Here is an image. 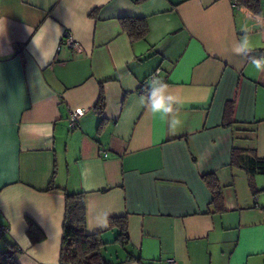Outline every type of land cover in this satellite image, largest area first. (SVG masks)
<instances>
[{"label":"crops","instance_id":"1","mask_svg":"<svg viewBox=\"0 0 264 264\" xmlns=\"http://www.w3.org/2000/svg\"><path fill=\"white\" fill-rule=\"evenodd\" d=\"M260 8L0 0V250L18 264H59L64 193L83 192L86 229L112 264H264V173L247 169L264 159V71L252 63L264 58ZM124 18L145 19V36L131 39ZM67 33L78 51H57ZM156 69L184 101L175 130L140 103ZM76 108L85 112L69 129ZM114 216L126 218L124 245Z\"/></svg>","mask_w":264,"mask_h":264},{"label":"trees","instance_id":"2","mask_svg":"<svg viewBox=\"0 0 264 264\" xmlns=\"http://www.w3.org/2000/svg\"><path fill=\"white\" fill-rule=\"evenodd\" d=\"M237 3L247 7L255 13H260L259 0H236ZM122 27L131 39L143 38L148 31L147 22L142 18H124ZM230 107L227 106L225 118L230 116ZM104 108L103 94L100 92L95 109L102 113ZM239 153L233 151L232 162H236ZM257 168L264 173V159L255 158L248 171ZM210 186L213 201H221V190L215 177L211 174L205 175ZM52 188V186H50ZM65 215L62 227V244L60 250L59 264H112L102 254L106 243L102 240L100 233H89L86 229V204L85 194L64 193ZM27 234L32 242L41 241L45 235L39 226L30 218L27 219ZM109 225L117 227L119 232L116 240L124 245L128 241L127 223L125 216H114L109 218ZM0 264H18L13 252L0 250Z\"/></svg>","mask_w":264,"mask_h":264},{"label":"clouds","instance_id":"3","mask_svg":"<svg viewBox=\"0 0 264 264\" xmlns=\"http://www.w3.org/2000/svg\"><path fill=\"white\" fill-rule=\"evenodd\" d=\"M248 48V42L245 40L235 51L243 53ZM253 65L258 71H264V58H254ZM147 91L140 97L141 105L146 106L153 116L159 115L161 120H165L170 130H175L181 121L179 119L180 106L184 102L178 95L169 90V85L158 75L150 78Z\"/></svg>","mask_w":264,"mask_h":264},{"label":"built area","instance_id":"4","mask_svg":"<svg viewBox=\"0 0 264 264\" xmlns=\"http://www.w3.org/2000/svg\"><path fill=\"white\" fill-rule=\"evenodd\" d=\"M62 47H67L72 51H78L80 49V44L78 41H76L71 34L67 33L65 36L62 38L61 42L57 46V51L61 50ZM160 69H156L153 71L149 77H148V82L150 81V78L153 77L154 75H158L160 77ZM140 91H144V88L141 87ZM85 110L81 108H76L73 110H70L68 113V126L69 129H74L78 123V120L80 117L84 114ZM0 230H3V227H0ZM166 264H176V259L174 257H169L166 259Z\"/></svg>","mask_w":264,"mask_h":264},{"label":"rangeland","instance_id":"5","mask_svg":"<svg viewBox=\"0 0 264 264\" xmlns=\"http://www.w3.org/2000/svg\"><path fill=\"white\" fill-rule=\"evenodd\" d=\"M260 1V4L262 5V6H264V0H259ZM262 49H264V48H260V50H262ZM259 50V51H260Z\"/></svg>","mask_w":264,"mask_h":264}]
</instances>
